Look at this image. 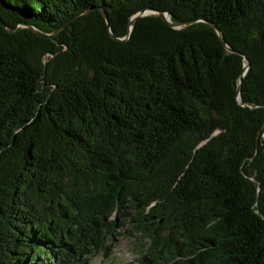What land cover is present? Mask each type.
<instances>
[{
  "label": "trees",
  "instance_id": "trees-1",
  "mask_svg": "<svg viewBox=\"0 0 264 264\" xmlns=\"http://www.w3.org/2000/svg\"><path fill=\"white\" fill-rule=\"evenodd\" d=\"M147 10L196 23L130 28ZM0 19V264L116 231L142 264H264V0H0Z\"/></svg>",
  "mask_w": 264,
  "mask_h": 264
},
{
  "label": "rangeland",
  "instance_id": "rangeland-1",
  "mask_svg": "<svg viewBox=\"0 0 264 264\" xmlns=\"http://www.w3.org/2000/svg\"><path fill=\"white\" fill-rule=\"evenodd\" d=\"M135 244L136 242L129 236L116 231L114 238L111 237L110 242L103 245V248L107 247V251L103 249L100 252L87 253L88 249L83 248L84 243L80 241L74 245L77 250L76 256L73 257L68 252H63L65 257L61 262L64 264H142Z\"/></svg>",
  "mask_w": 264,
  "mask_h": 264
},
{
  "label": "water",
  "instance_id": "water-1",
  "mask_svg": "<svg viewBox=\"0 0 264 264\" xmlns=\"http://www.w3.org/2000/svg\"><path fill=\"white\" fill-rule=\"evenodd\" d=\"M153 13L159 15V16H160L162 19H164V20H165V21H166V22H167L172 28H175V29H183V28H185V27H188V26H190V25L196 23L195 21H190V22H187V23H185V24H174V23L170 22V19H169L168 15H167L166 13H162V12H158V13H157V12L152 11V10H147L146 12H143V13L138 14L137 16H135V17L131 20L130 28L132 27V25L134 24L135 20H136L138 17H140V16H144V15H148V14H153ZM105 18L107 19V16H106V15H105ZM0 23L3 24V22L1 21V19H0ZM211 26H212L213 29L216 30L217 34L219 35L220 40H221L224 44H226L225 39H224V37H223L221 31H220L215 25L211 24ZM29 28L32 29V30H33L36 34H38L39 36H41V37H43V38H47V39L52 38V36L56 35V34L58 33V31L60 30V29H59L58 31H56L53 35H47V34H45V33H42V32H40V31L36 30V29L33 28V27H30V26H29ZM10 31H12V30H10ZM111 37H112L113 39H115V40H118V41H124V40H127V39L130 37V34H129L127 37H125L124 39H117V38H115V37H113V36H111ZM227 49H228L230 52H233V50H232L231 48H229L228 46H227ZM248 68H249V64H246V66H245V71H246ZM238 92H240V87L238 88ZM244 105H245V104H244Z\"/></svg>",
  "mask_w": 264,
  "mask_h": 264
}]
</instances>
